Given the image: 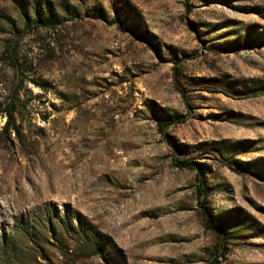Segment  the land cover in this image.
<instances>
[{
	"label": "rangeland",
	"instance_id": "374dc122",
	"mask_svg": "<svg viewBox=\"0 0 264 264\" xmlns=\"http://www.w3.org/2000/svg\"><path fill=\"white\" fill-rule=\"evenodd\" d=\"M5 83L0 264H264V0H0Z\"/></svg>",
	"mask_w": 264,
	"mask_h": 264
},
{
	"label": "trees",
	"instance_id": "16d2710c",
	"mask_svg": "<svg viewBox=\"0 0 264 264\" xmlns=\"http://www.w3.org/2000/svg\"><path fill=\"white\" fill-rule=\"evenodd\" d=\"M140 38H142L140 40H142L143 42H147L152 46L151 41L147 38V36L141 35ZM15 63L17 62L15 61ZM19 67L20 65L18 64L17 66L14 67L16 69V75L19 72ZM178 69L179 68H175V74L178 71ZM21 74H23V76L26 77L25 73L21 72ZM23 90H24L23 85L19 87L13 85L10 86L7 85L6 83L2 85V93L0 97V119L3 118L5 122L3 126H0V152L12 151L14 149H17L18 145H22L24 143L23 138L26 129L24 113L26 111L25 107L27 106V102L21 100ZM28 107L32 110L31 106ZM155 120L157 121L159 129L164 131L165 135H166V131L169 128L182 124V120H180V117L171 116L168 114L164 116L161 114L156 115ZM167 139L173 144V141L170 137ZM1 145H3V147H1ZM181 148L183 147L181 146ZM191 165L189 164V166ZM197 176L199 180L201 179L198 192L200 194L208 195L209 189L205 184L206 176L203 175L202 171H199ZM201 213L203 215L205 227L208 230H211V232H213L217 236L219 241L221 240L224 241L222 231L215 224L214 215L212 214V212H210V210H208L207 207H203ZM80 227L82 228L81 225L79 226V228ZM217 252L218 250H216V253Z\"/></svg>",
	"mask_w": 264,
	"mask_h": 264
}]
</instances>
